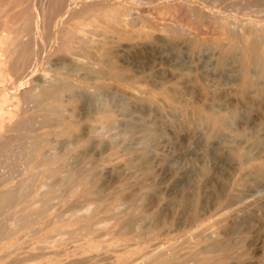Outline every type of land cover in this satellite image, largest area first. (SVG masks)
I'll list each match as a JSON object with an SVG mask.
<instances>
[{"label":"rangeland","instance_id":"1","mask_svg":"<svg viewBox=\"0 0 264 264\" xmlns=\"http://www.w3.org/2000/svg\"><path fill=\"white\" fill-rule=\"evenodd\" d=\"M255 1L0 0V99H8L13 111L0 128V194L16 191L12 203L0 207V264H72L105 255L119 241L156 238L158 222L165 224L166 239L176 227V238L191 231L197 257L190 264H264V179L250 168L240 176L241 162L224 140L185 123L177 106L142 100L123 83L117 95L97 91L79 71L90 56L99 63L114 59L115 69L132 81L140 76L147 88L174 91L180 107L203 113L209 106L236 108L242 116L234 128L250 129L264 141V96L244 99L234 64L220 68L214 51L215 45L230 44L225 19L236 23L240 37L248 26L264 27V17L251 13L259 9L244 6ZM259 1L263 11L264 0ZM168 38L178 39L177 49L161 47ZM113 39L115 55L108 56L98 47ZM192 42L203 48L191 49ZM60 79H72V90H59ZM38 101L59 114L43 118ZM226 137L240 143L231 132ZM44 141L60 152L49 165L38 152ZM256 157L264 166V151L250 152L247 163ZM30 176L38 187L49 183L53 189L51 209L9 229ZM98 193L104 194L96 206L104 210L109 198L121 201L143 238L131 240L127 226L114 220L89 233L90 217L69 219L67 209L84 207ZM203 226L209 229L201 236ZM59 230L63 241L42 244ZM212 244L223 247L204 249Z\"/></svg>","mask_w":264,"mask_h":264},{"label":"bare ground","instance_id":"2","mask_svg":"<svg viewBox=\"0 0 264 264\" xmlns=\"http://www.w3.org/2000/svg\"><path fill=\"white\" fill-rule=\"evenodd\" d=\"M244 6L246 7V10L258 8L259 10L255 9V11H251V13H253L254 16L264 17V10H260L263 7L260 6L259 0L255 1L254 3H246L244 4ZM200 12H202V10L198 11V13ZM225 21L228 22V25H230L229 28L225 30L229 37L230 44L227 46L215 45L216 48L214 51L216 52L215 57H217V66L219 65L220 68L224 69L227 67V65H229V62L233 63L235 66L234 69L239 76V80L237 79L239 82H237L236 84H238L240 95L245 99L246 97L248 98L249 94L254 93L253 95H256L258 98H260L264 96V27H262L263 25H261L260 23H257L256 26H248L247 28H245V35H243V37H240L239 32L236 28V23L230 22L228 19H225ZM114 32L115 30H111L107 35H112ZM126 39L130 41L131 38L127 37ZM177 40L178 39L176 38L163 39V44L161 47H169L171 48V51L172 49H177ZM115 43L116 39H113V42L111 44H106L102 41L100 42L98 48L100 50L106 49L108 56H114ZM154 44L158 45L159 41L155 40ZM190 44V48L192 47L191 49L194 50L195 48H200V50L201 48H203L199 42H192ZM240 45H242V47H240ZM96 64L100 66L99 70L94 69V66ZM79 71H83L84 79L90 82L91 85L94 86L93 88H96L97 91L110 89L113 90V92H115L117 95V92L121 91L119 90V87L117 85L123 83L129 85L135 92H137L138 95H141V97H143L142 100L160 102L162 104H173L177 106V113L186 121L185 123L192 125L197 130L209 132L213 137L224 140V146L235 153L239 161L241 162V170L239 172L240 176L247 168H250L252 169V171H255L260 178L264 179V166L261 165V160H258L259 156L249 164L246 161L247 156L250 152L256 151L261 153L264 151V141H262L260 137H257L255 133H249L250 129L246 132V129L242 130L234 128L235 122L238 121L242 116V113L240 114L236 108L230 107L231 109L229 110H222L219 107V110H217L216 107L209 106L205 108L206 113H203L199 108L195 106H193L194 108H192L191 110L186 109L183 106L180 107V105L177 104L178 96H176L177 94L175 95L173 93L174 91L163 88L164 86L153 87L151 85V88H147L145 81H143L145 79L140 76H138L139 78H137V81H132V78L128 73H119L115 69L114 59L111 58H108L103 63H99L95 57L90 56L87 64L82 66ZM79 71L73 70L71 71V73L75 74ZM106 73L110 74L109 78L105 76ZM1 77L2 75H0V79ZM72 79H70L71 81L67 79H60L58 81L60 83L59 90H61L62 92L71 91V82H73ZM126 96L127 94L125 95V97ZM181 99H183L182 96ZM9 102L10 101L5 97H3V99H0V128L3 127L4 122L7 119H11L13 111L11 109L12 106ZM35 104L37 110H40V112L44 114L43 118H47V116L49 115L55 116L60 112L56 107H47L41 101L35 102ZM103 129H108V126ZM98 130V128H94L95 132H97ZM226 132H231L233 135H235L237 139H240V143L227 141ZM38 152L44 158V161H46L48 165L51 164L54 159L60 156V152L58 154L57 148L55 146H52L48 142L46 143V141H44V144H41ZM138 164H141V167L144 165V163H142L141 161H138ZM45 173L46 172L44 170V175ZM23 177H25V175ZM52 191L53 189L51 188L49 183H43L38 187L37 183H34V180L33 178H31V176L25 179L19 191V199L17 200L18 202L15 205L18 208L17 211H19V213L18 215H15L11 218L10 225L8 224V228L11 229V227H17L18 225H20V223L25 222V220L29 219L31 216H36L37 214L44 216L47 211L51 209V206H49V202L52 199L50 197ZM15 192L13 190H8V192L0 194V207H5L9 203H12V199L14 200L16 197V195H14ZM101 194L104 193L96 194V198L91 199L82 208H79L77 204H75L72 208L67 209L66 214L71 213L69 219L78 222L81 219L90 217V219L87 220L89 222L86 226L89 233H96L101 229V224L105 223V221L114 220L119 225L122 224L127 226V228L132 232L131 240L143 238L142 235H137L136 231L132 229L136 222L134 219L126 217L124 215L125 211L122 208V206L124 205L121 203V201L114 202L110 198L109 200L107 199L108 205L104 210H100L96 206L102 203L103 195ZM64 203H66V201ZM31 211H33L34 214L31 213ZM175 216L178 220V215ZM191 225L193 228V226H197V223L192 222ZM164 227L165 224H162L160 222L156 224L155 228L158 230V235L156 238H151L143 243H124L122 241H119L116 242L113 245V248L105 255L91 254L90 258L82 259L72 264H190L192 260H195L197 255L196 253L192 252L191 246L189 244L190 238L192 236L191 231L189 233L185 232L183 235L175 234L177 235L176 238L173 234L174 231L179 232L178 228L176 227L171 230L168 239H166V232L162 231ZM208 227L209 226H203L200 228L202 232L201 236L208 233ZM16 229L18 231V228ZM62 235L63 231L61 230H59L55 235H52L50 233L42 239V244L56 245L63 241ZM90 244L92 243L90 242ZM220 246L223 247V245L212 244L204 247V249L216 250ZM65 262L69 263V260H65ZM44 264L52 263L45 262Z\"/></svg>","mask_w":264,"mask_h":264}]
</instances>
